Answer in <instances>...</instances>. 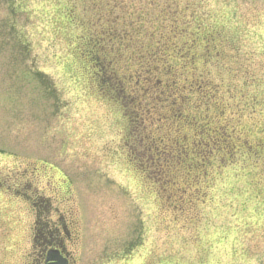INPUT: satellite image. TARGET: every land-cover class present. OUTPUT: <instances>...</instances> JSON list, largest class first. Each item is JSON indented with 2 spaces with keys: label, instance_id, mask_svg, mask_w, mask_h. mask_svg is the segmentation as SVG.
<instances>
[{
  "label": "rangeland",
  "instance_id": "rangeland-1",
  "mask_svg": "<svg viewBox=\"0 0 264 264\" xmlns=\"http://www.w3.org/2000/svg\"><path fill=\"white\" fill-rule=\"evenodd\" d=\"M143 2L137 30L134 0H0V175H10L0 185V264H35L60 225L75 264H264V0ZM125 8L134 32L116 16ZM115 28L137 38H110ZM98 56L124 81L145 57L160 72L143 85L152 97L170 95L172 78L181 89L202 82L182 108L220 139L205 171L195 153L173 163L191 183L159 187L150 153L129 163L137 139L93 83ZM181 119L178 139L208 138ZM153 124L142 129L149 138L172 141V124ZM222 141L235 153L218 157Z\"/></svg>",
  "mask_w": 264,
  "mask_h": 264
},
{
  "label": "trees",
  "instance_id": "trees-1",
  "mask_svg": "<svg viewBox=\"0 0 264 264\" xmlns=\"http://www.w3.org/2000/svg\"><path fill=\"white\" fill-rule=\"evenodd\" d=\"M168 1V0H167ZM172 1V0H169ZM126 10V9H125ZM135 10V9H134ZM133 10V11H134ZM144 10V9H143ZM135 17L137 18L138 22H142V18L144 17L141 15L140 12H134ZM123 34V33H122ZM110 38L113 36V33H110ZM112 42L109 41V44L106 46H110ZM124 51V49H123ZM97 55V53H96ZM96 60H100L102 62V69L93 70L95 73V76L97 77L96 80L95 77L93 79V83L95 87H99L98 89L101 90V94H108L109 97H106L109 102H113L115 105H117L122 111V115L125 118L126 126L130 130V136H134L137 139V144L135 142H129L130 146V152L126 154V157L130 161H134L135 155H143L145 153H150L151 159L153 160L154 164V179L156 182H158V185L162 183V180L166 179L167 182L176 181L174 180L173 170L175 166H173V163H179L182 159L188 160L189 153H195L197 156V168L195 171L202 172L206 169V163L210 162L213 148L212 146H215L216 143H218V140L220 138H217L215 136L219 135L216 131L209 129L207 122H203L204 118H202L199 115H196V118H193L192 116H189L187 114H184L183 111V103L181 101H185V98L190 97L192 92L199 91L197 89H200L202 87V82H199L198 77L194 79L188 86L184 89H181L178 85V82L174 80L173 78L170 80V87L172 90L170 91V95L166 93V98L161 97L163 94L162 91H158L155 96H150L148 93L149 88L148 86H143L147 83V79L149 76H160V72L158 70H154L152 68H148L147 66H144L146 64V58L139 59L137 64H139L140 69L136 72V70L130 74L129 76H132L131 79L127 78V80H122L119 77L115 76V70L117 68L109 67V63L107 64V57L105 56H98ZM181 62H189L191 60V57H184L180 58ZM100 66V64H98ZM165 71L170 72L172 71L171 76H175L174 72L177 69L176 65L172 62H168L166 65H164ZM125 68L132 69L133 66H126ZM172 68V69H171ZM169 69V70H168ZM171 69V70H170ZM184 70V69H182ZM167 74V73H166ZM146 79L143 83L142 80ZM161 82L160 78H156L154 80V83L157 84ZM105 89V92L103 90ZM178 90H180L178 92ZM184 98L182 97V95ZM198 94V93H197ZM164 95V96H165ZM177 96H179V100L177 99ZM202 99L206 96H200ZM206 100H210L209 97L205 98ZM168 104L169 108L171 109V116L168 117L164 115V113L161 112V109H159L157 106H160V104ZM181 103V104H180ZM157 104V106H156ZM156 113L157 117H153V113ZM160 112V113H159ZM182 117L181 120L191 123L190 121L195 119L194 122H196L195 128L198 126L200 128H203L206 132L208 131V134L206 133L208 138L201 137L200 135L196 136V140L194 142V145L192 146L189 143H186L182 138H177V134L172 137V141L170 142V145L161 142L159 138L156 140L155 138H149L147 131L143 132L142 129L146 127L148 124L153 123H170L172 126L177 127V121H180L179 118ZM175 120V121H174ZM194 125V124H193ZM203 127H202V126ZM216 132V133H215ZM126 136V140H127ZM218 139V140H217ZM134 140V138H133ZM146 140H148L146 142ZM222 140V139H221ZM210 142L211 144L208 145ZM212 145V146H211ZM222 146L224 148L223 154H218V157L224 158L227 153H235L234 150H232L233 145H227L224 144V141H222ZM192 148V151L190 150ZM215 155V154H214ZM217 156V155H216ZM186 169L190 172L192 165L191 163L187 162L185 165ZM174 185V182L172 183ZM163 187V186H159Z\"/></svg>",
  "mask_w": 264,
  "mask_h": 264
},
{
  "label": "flooded vegetation",
  "instance_id": "flooded-vegetation-1",
  "mask_svg": "<svg viewBox=\"0 0 264 264\" xmlns=\"http://www.w3.org/2000/svg\"><path fill=\"white\" fill-rule=\"evenodd\" d=\"M67 236V234L65 232ZM46 245V244H45ZM48 252H57L58 255L64 260L66 263L65 264H72V255L73 252L66 247L62 246H57V247H52V246H42L38 250V258H36L37 264H47L46 259H47V253Z\"/></svg>",
  "mask_w": 264,
  "mask_h": 264
}]
</instances>
